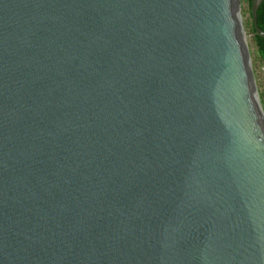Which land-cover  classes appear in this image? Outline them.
I'll list each match as a JSON object with an SVG mask.
<instances>
[{"label":"water","instance_id":"1","mask_svg":"<svg viewBox=\"0 0 264 264\" xmlns=\"http://www.w3.org/2000/svg\"><path fill=\"white\" fill-rule=\"evenodd\" d=\"M0 264H264L240 0H0Z\"/></svg>","mask_w":264,"mask_h":264},{"label":"rangeland","instance_id":"2","mask_svg":"<svg viewBox=\"0 0 264 264\" xmlns=\"http://www.w3.org/2000/svg\"><path fill=\"white\" fill-rule=\"evenodd\" d=\"M240 11H241V20L245 33L247 51L250 57V63L254 75L255 86L259 95L260 93L264 92V67L261 66V64L259 63L258 56L255 51L254 43L252 40V34L248 26L250 16L248 13H246L247 7L242 0H240ZM262 101L264 103V99H262ZM262 108L264 110V105L262 106Z\"/></svg>","mask_w":264,"mask_h":264},{"label":"trees","instance_id":"3","mask_svg":"<svg viewBox=\"0 0 264 264\" xmlns=\"http://www.w3.org/2000/svg\"><path fill=\"white\" fill-rule=\"evenodd\" d=\"M245 4H246V7H247V12L250 16V3H251V0H242ZM257 24H258V27L264 32V1L262 2V4L260 5L258 11H257ZM248 26H249V30L252 34V40H253V43H254V47H255V51H256V54L258 56V60H259V63L261 64V66L264 67V39L258 37L253 28H252V24H251V21H250V18H249V23H248ZM259 98H260V102L262 104V106L264 105L262 99H264V92L260 93L259 94Z\"/></svg>","mask_w":264,"mask_h":264}]
</instances>
